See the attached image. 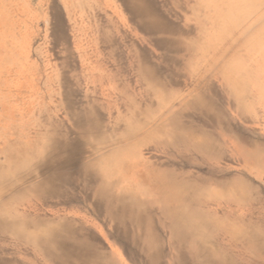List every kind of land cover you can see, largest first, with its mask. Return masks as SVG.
Masks as SVG:
<instances>
[{"label":"rangeland","instance_id":"obj_1","mask_svg":"<svg viewBox=\"0 0 264 264\" xmlns=\"http://www.w3.org/2000/svg\"><path fill=\"white\" fill-rule=\"evenodd\" d=\"M152 3L0 0V264H264V0Z\"/></svg>","mask_w":264,"mask_h":264},{"label":"bare ground","instance_id":"obj_2","mask_svg":"<svg viewBox=\"0 0 264 264\" xmlns=\"http://www.w3.org/2000/svg\"><path fill=\"white\" fill-rule=\"evenodd\" d=\"M120 1L122 2V5L125 6L126 9L129 11V15H130L129 18L132 19L133 21H136V24L139 27L141 26V24L137 21L136 16L142 19V29L143 30H147V29L148 30H157L159 28H161V29L162 28H164V29L168 28L167 22L164 21V17L161 18L159 15H157L155 4L152 3L153 0H120ZM132 17H134L135 20ZM95 125H96V127L98 126V124H96V123H95ZM65 162H66V160H64V159L62 160L61 159L60 162L57 163V164L56 163L53 164L52 162H50L47 165H45L44 167H42V168L37 167L36 169H34V171H35L34 175H35V178H37V179L44 172L47 173V175H48V177H46V178L43 177V179L37 180L38 187L40 185L45 186V185L49 184L50 182H52V180L54 178H58V177L63 176L61 171H62L63 166L65 165ZM232 172H233V170H232ZM63 177H64V179H66V182L69 181L68 176L67 177L63 176ZM27 178H28V176H26L24 178V180L21 179V181H26ZM96 196H101V198L105 197L107 199V202L109 203V207H105V210L107 212H111L112 217L116 218V220H118V218L120 220V217L117 214V209L114 207V204H118L119 205L118 208H119L120 213H122V214L126 211V209L128 207H131V204H129V202L127 204V201H126L127 200V195L123 194V193H119L118 191H115V190H109L108 192H104V191H99L98 190L96 192ZM181 208H180L179 211H183V210H181ZM135 211H136V213L138 215V218L140 219L141 218V215H140L141 212H139L138 210H135ZM179 211H178V213H179ZM178 213L174 217V225H176L177 228L179 229V231H181V223L178 221V217L180 218L181 215L178 216ZM187 213H189L188 216H185L187 221L184 222L183 224L191 226V230H189V231L188 230H184V229L183 230H184V232L188 231V233L192 232L193 242H195L197 244L199 243V241L201 242L202 245L200 247H201V249L203 251H199L197 248L192 250L193 253L195 254V255H193V259H195V258L199 259V258H201L203 253H205V254H206V252L207 253H212L213 249L212 248H207L208 246L206 247V242L205 241H201L200 238L198 237L199 236V229L205 228V225L204 224H200L199 226L196 225L197 222H195V217H196V214H198L197 211H195V209L194 210L191 209L190 212L188 211ZM197 217H198V215H197ZM114 223L115 222H113V224H112L113 225L112 230H113V232L115 234H118L119 230H121L123 227H125V223H122V224L118 223L119 225H116L117 222L115 224ZM33 224H36V225H34V228H36V229L42 228V230L48 225V224L41 225V224H38V223H33ZM72 232H73L72 231V226L70 225L64 231L65 237L68 238L70 234L72 235ZM81 232H82V228H81ZM200 233H201V231H200ZM255 242L258 245V247L260 248V246H261V244H260L261 236H260V232L259 231H257V233L255 235ZM66 246H69L67 248L70 251V253H72L75 250V254H72V256H74V257L78 256L77 253L79 251H81V252H79L81 254H83L84 252L86 254V252L88 251L87 248H90V246H87V243L84 242L83 239H81V238H76L74 240L73 244H67L66 241H63L61 243V245H59V247H58L59 249L58 250H61V252H62V248H65ZM82 250H83V252H82ZM79 256H81V255H79ZM67 257L68 256L66 255L63 258L66 259ZM92 258H93V260H95L97 262H100V259L98 258V256L96 254ZM74 259H77V258H74ZM215 259H217V258H215V257H211L210 258L209 256L205 255V258L202 259L203 260L202 263L204 264V263L210 262V261L214 262ZM220 259L224 260V261L225 260H231V259H225L223 254H221Z\"/></svg>","mask_w":264,"mask_h":264}]
</instances>
